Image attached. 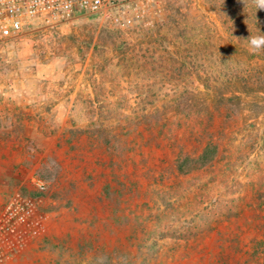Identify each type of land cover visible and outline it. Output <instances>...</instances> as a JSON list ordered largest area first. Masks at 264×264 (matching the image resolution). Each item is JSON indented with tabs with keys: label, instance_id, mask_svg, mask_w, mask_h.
<instances>
[{
	"label": "rangeland",
	"instance_id": "obj_1",
	"mask_svg": "<svg viewBox=\"0 0 264 264\" xmlns=\"http://www.w3.org/2000/svg\"><path fill=\"white\" fill-rule=\"evenodd\" d=\"M114 12L0 43V201L47 182L9 264H264V7Z\"/></svg>",
	"mask_w": 264,
	"mask_h": 264
},
{
	"label": "built area",
	"instance_id": "obj_2",
	"mask_svg": "<svg viewBox=\"0 0 264 264\" xmlns=\"http://www.w3.org/2000/svg\"><path fill=\"white\" fill-rule=\"evenodd\" d=\"M150 1L153 0H0V43L34 24L57 26L72 19L77 10L101 13L118 23L122 17L115 14L116 6L129 12L131 7L140 6L145 11ZM31 182L34 192L15 190L0 211V264H9L45 230L38 194L47 189V182L40 176H33Z\"/></svg>",
	"mask_w": 264,
	"mask_h": 264
},
{
	"label": "crops",
	"instance_id": "obj_3",
	"mask_svg": "<svg viewBox=\"0 0 264 264\" xmlns=\"http://www.w3.org/2000/svg\"><path fill=\"white\" fill-rule=\"evenodd\" d=\"M24 99L25 98H20V99L16 100L14 105L11 108H8L9 111H6V110L3 111L4 115L8 114V116H10L14 120H16L18 117L20 118V112L22 109V105L25 107V105L27 103V102L25 103ZM4 204L5 203L0 201V211L3 208Z\"/></svg>",
	"mask_w": 264,
	"mask_h": 264
},
{
	"label": "clouds",
	"instance_id": "obj_4",
	"mask_svg": "<svg viewBox=\"0 0 264 264\" xmlns=\"http://www.w3.org/2000/svg\"><path fill=\"white\" fill-rule=\"evenodd\" d=\"M257 3L264 7V0H257ZM250 45L252 50H259L264 48V36H253L250 38Z\"/></svg>",
	"mask_w": 264,
	"mask_h": 264
},
{
	"label": "trees",
	"instance_id": "obj_5",
	"mask_svg": "<svg viewBox=\"0 0 264 264\" xmlns=\"http://www.w3.org/2000/svg\"><path fill=\"white\" fill-rule=\"evenodd\" d=\"M214 155V151H209V149L204 150V152L199 156V159L201 160V165H204L210 160H212Z\"/></svg>",
	"mask_w": 264,
	"mask_h": 264
}]
</instances>
